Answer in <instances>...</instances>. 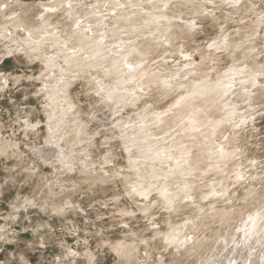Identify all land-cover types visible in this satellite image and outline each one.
<instances>
[{
    "label": "rangeland",
    "instance_id": "rangeland-1",
    "mask_svg": "<svg viewBox=\"0 0 264 264\" xmlns=\"http://www.w3.org/2000/svg\"><path fill=\"white\" fill-rule=\"evenodd\" d=\"M120 2L0 0V30L6 26V35L17 40L10 44L11 53L0 58V264H226L240 227L264 206V0H170L168 9L162 0ZM162 12L169 18L148 29V18ZM89 13L97 15L84 17ZM95 18L98 22L87 23ZM19 19L16 29L10 25ZM125 21L143 26L139 31L145 33L137 38L136 31L123 33L119 28L112 36L115 23ZM79 25L97 41L107 31L101 55L118 57L109 52L117 39L127 45L139 41L145 53L140 69L148 82L136 104L118 113L100 88L113 83L105 68L71 73V129L63 147L64 158L74 162L52 164L47 158L54 153L43 158L40 152L52 135L46 88L55 75L48 69L55 44L39 52L21 45L28 33L39 30L41 36L46 28L69 39ZM225 40L226 46H215ZM68 45L71 59L90 56ZM2 51L0 46V57ZM188 69L193 73L186 75ZM231 69L244 73L242 81L220 99L219 108L196 104L203 130L178 133L193 151L190 166L182 165L167 180L172 192L180 194L178 202L171 207L158 191L140 195L137 187L145 179V185L165 183L149 177L169 174L172 168L132 167L134 160H143L127 150L121 131L144 114L158 113L167 121L154 128L159 137L179 131L190 113L175 104L186 89L217 82ZM65 73L58 71L55 80L62 84ZM254 75L257 82L246 87L243 80ZM167 80L177 83L169 88ZM230 101L236 112L226 122L223 108ZM217 122L220 126L212 128ZM175 136H168L167 142ZM222 147L227 156L220 160ZM185 183L193 197L181 191ZM176 233L181 242L169 244L167 236ZM263 257L264 242H253L236 264H264Z\"/></svg>",
    "mask_w": 264,
    "mask_h": 264
},
{
    "label": "bare ground",
    "instance_id": "bare-ground-1",
    "mask_svg": "<svg viewBox=\"0 0 264 264\" xmlns=\"http://www.w3.org/2000/svg\"><path fill=\"white\" fill-rule=\"evenodd\" d=\"M131 2L133 4L135 0H131ZM162 2L164 4V7L168 9L170 0H162ZM119 3H121L120 0ZM71 11L75 12L74 7H72ZM78 15L79 17H81L80 14ZM96 15H97L96 13L95 14L89 13L84 15V17L85 16L95 17ZM168 18L169 16L167 15L166 12L159 13L158 16L156 15H154L153 17L150 16L147 20L148 24H146V27L148 28L150 26L151 27L158 26L161 24L160 19L167 20ZM97 20L96 18L95 21L89 19V22L87 23L88 24L96 23L98 22ZM127 22L129 21H125V25H122V23H115L114 27H116V25L117 27L111 32L112 36H115L117 32L116 29L119 28L120 30L123 31V33L125 32L131 34L132 31L134 32L136 31L134 37L137 38L139 37L138 35H140L141 33L142 34L145 33V32L143 33V31L141 32L139 31L140 28L144 29L143 26L139 27L136 24L127 25ZM20 24H21L20 19L17 22L10 23V25L13 26L15 29ZM79 26H80L79 31H77L72 37H69V39H64L62 36H58L53 33H50L49 31H47L48 29L46 28L44 33L41 32L42 34L41 36L38 34L39 37L37 36V33L40 32L39 30L36 31V33L35 32L28 33L24 44L21 45L22 48L27 46L28 49L34 52H39L43 49V47L46 44L49 43L55 44L54 46L56 50L55 58L52 59L51 63L49 62L48 69L51 70V72H53V74L55 75L58 71L60 72L63 71L64 73L66 72L65 73L66 80L62 81L63 82L62 84L60 83V81L55 80L56 76L54 75V78L53 79L50 78V80L48 81L46 88L47 90H49L47 91V93L49 92L48 93L49 107L51 109V112H49L50 113L49 118L52 121V127L50 128V130L52 131V135L50 137V140L48 141V145L49 146L51 145L53 147H50L48 149L49 146H47V149L45 148L40 153L43 158H46V156L49 157L50 152H53L54 154L51 157L52 159L47 158V161H51L52 164L62 163L63 165H66V163L64 162L65 160L66 161L68 160L70 163L74 162L73 159H71V157L64 158V156H67V154L64 153V147H63V144L68 143V137L70 136V134L68 133V129H71L70 128L71 121L69 119V115L71 113H69V111L73 107L71 105L67 93L68 92L67 88L70 82V81L68 82V79L71 78L70 77L71 73L78 74L79 71L84 72L86 68L95 69V70L98 69L100 70L101 67L103 69L105 68L106 70H104V74L106 76H109L111 78L109 81H112L113 83L111 86H105L104 84H101L100 88L103 92L104 98L109 102H112V104L116 105V109L114 110H116V112L118 113L121 112L122 109L126 108L128 104L132 106L136 104V102L142 96L139 93V91H144V86L148 82V79L147 81H144V79L147 78V74L142 72V69H140L142 63L141 58L145 56V53H143L142 45L140 44L139 41L135 42V44L133 45H127L126 40L124 41L123 39H117L115 40L114 49L109 52H111L113 55L118 54V57H112L111 55L108 54L101 55V47L104 44H106V41H104V39H108L109 37L106 35L107 31L105 30L106 31L105 36L102 35L103 36L102 39H98L97 41V39L94 36L92 35L89 36L88 32L86 31L88 30L87 27L81 25ZM100 26H102V24ZM89 30L93 31L92 29ZM156 31L150 32V34L153 35L154 33H156ZM7 32L8 29L6 26L3 30H0V46L3 49L2 55L0 57L1 59L4 55L10 54L11 51L13 50L10 44L17 43V40L9 38L6 35ZM93 32H97V31L94 30ZM76 38L78 42L77 44L75 43L73 44L71 39H76ZM131 40L132 39H129L128 41ZM69 43H71L73 47L74 46L78 47V50H80L83 53L85 51H89L90 56L85 60H82L81 57H78L75 60L71 59L70 53L68 52ZM227 44L228 41L225 40L222 42L219 41L218 43L216 42L215 46L221 47L223 45L226 46ZM115 49H121V51H115ZM74 54L76 55V53ZM136 55L139 56L140 60L137 61L136 58H134ZM60 59L63 60L64 63H66L67 65L66 68L63 67V65H60L59 62ZM193 71H194L193 69H188L186 75L192 74ZM241 74L243 75L244 73L231 69L230 71L226 72L221 77H219V79H217V82H211V80H207L205 82L196 83L191 88H187L186 94L182 96L175 105L178 106L179 108H182V110L184 109V112H187V114L188 113L190 114L187 115L186 123L183 124V127H181L179 131L168 135L171 137L177 135L175 136L174 139L172 138L173 140H171L170 142H167L168 136L166 135V133H164L165 135H162V137H159L160 135H158L156 133L157 131L154 130V128L157 127L160 128L162 124H165L167 122L165 118L162 117L163 115L160 116L159 113L152 115L144 114L141 116V118L137 123H134L133 126L128 127V125H126L127 129L121 131L120 138L122 139L124 144L127 145L126 146L127 150L129 151L131 150L132 153L137 152L139 159L143 160L141 163H137L136 162L137 160H134L135 164L132 165V167L140 168V166L143 167L149 166L150 169L152 168L156 170V168H158L160 165L161 166L167 165L168 168H172V172L169 174L168 173L152 174L149 177V180L163 178L165 180V183H161L159 181L158 183L154 184L152 183L153 181L152 182L150 181L149 184L145 185V183H147L146 182L147 180L145 179L146 181L144 180L142 184L143 186L137 187L140 195L144 197H149L154 191H158L161 194V196L164 198L166 203L170 204L171 207L175 206L176 202H178L177 199L180 196V194L178 192H172V187L169 186L170 183L168 184L167 180L172 176V174L175 173L176 169L180 170L182 168V165L187 164L188 166H190L192 160V157L190 158V155L193 152L190 151L191 148L188 147L187 144L184 143V141H182V138L180 139L178 133L182 132L183 134L187 135L186 133H196L202 131L203 120H201L200 118L201 113L198 112L197 114L194 111V109L197 108L196 104L198 102H202L203 104H205L206 108L208 109H211L212 107L219 108L218 103L220 102V99L225 97L227 98L229 94H232L234 92L233 90L237 86L236 83L239 82V80L242 81L241 78H239ZM249 76L250 75L243 77H246L248 79ZM254 77H252V79L249 80L246 79V82L243 80L242 83L249 85L246 87H250V86L253 87V84L257 82V78ZM174 83H177L176 80L174 81L167 80L165 81L164 85L171 88L174 85ZM249 100L252 101L253 97H249ZM235 105L236 104L234 102L230 101V103L225 105V107L223 108V110H225V112L227 113L225 118L226 122L230 118H232L230 116L234 115V113L236 112L234 109ZM172 111L174 110L172 109ZM206 116H208V113H206ZM218 125L220 126V124L217 122L216 125L215 124L212 125V128H215L216 126L218 127ZM161 129L164 130V128ZM190 136H193V134ZM219 156H220V160H223L225 156H227L226 151L223 147L221 149V152L219 153ZM214 162L218 163L217 161ZM69 165L71 166V164ZM183 188L184 189L181 191L184 193L186 192L187 197H193V193L191 192L192 190H190L191 187L188 183H185V186H183ZM166 240L168 241L169 244L175 245L181 242V237L179 236V234L176 233L167 236ZM233 242L235 243L233 245V249L230 252L231 258L228 259L226 264H232L233 260H234L233 264H236L237 260L242 259V256L246 250H252L253 242L255 243L260 242L261 245L263 244L264 206L260 208V210L256 211L254 214L248 216L246 222L240 227L239 232L238 234H236ZM262 261H264V257Z\"/></svg>",
    "mask_w": 264,
    "mask_h": 264
}]
</instances>
